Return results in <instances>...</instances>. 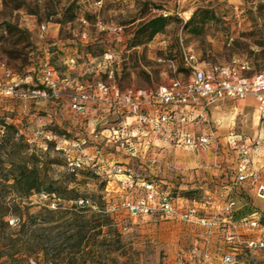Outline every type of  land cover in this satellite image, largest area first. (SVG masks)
Instances as JSON below:
<instances>
[{
  "label": "rangeland",
  "instance_id": "374dc122",
  "mask_svg": "<svg viewBox=\"0 0 264 264\" xmlns=\"http://www.w3.org/2000/svg\"><path fill=\"white\" fill-rule=\"evenodd\" d=\"M203 12L212 17L202 25L199 18ZM194 14L193 23L185 26ZM159 15L171 18L164 32L148 43L130 47L139 25ZM7 24L26 31L27 38L10 36ZM184 52L214 65L236 57L248 62L251 71L261 70L264 0H0V63L23 80L15 95L0 97V208L17 204L26 219L27 214L70 206L56 194L51 199L44 194L24 196L20 190L26 186L16 191L9 187L12 181L4 182L12 173L36 167L46 176L47 184L74 189L78 200H88L94 216L83 253L72 239L78 227L67 221L57 220L46 230L31 223L27 235H15L5 228V235L17 236L19 241L11 249L2 241L4 235L0 236V264H200L206 247L210 264H224L225 256L233 258L232 264H264V247L250 249L246 245L253 239L264 241L261 229L234 231L216 225L207 230L195 223L166 219L157 212L132 216L122 208L113 214L109 211L119 203L118 185L117 179L105 172L107 164H116L130 168L134 181L160 180L159 188L180 201L177 207L199 206L198 217L210 219L222 210V159L217 163L220 173L211 179L194 173L175 176L169 167L157 173L150 167L153 151L148 155L144 142L132 139L137 153L130 157L127 142L115 140L110 130L97 125L100 114L95 108L90 106L79 115L61 99L28 96L40 86L44 63L53 68L65 95L97 81L114 83L122 90L153 91L171 80L188 77ZM253 108L254 100L246 99L243 112L250 113ZM7 126H13L15 132ZM219 128L222 123L210 130L209 152L217 157L222 156V143L218 142L222 135H216L222 130ZM77 160L83 169L69 173V164ZM248 190L236 194L235 214L255 212L264 226V211L248 196ZM143 194L136 187L130 199ZM106 217L109 221H104ZM100 224L104 226L99 228Z\"/></svg>",
  "mask_w": 264,
  "mask_h": 264
},
{
  "label": "built area",
  "instance_id": "2783aa9c",
  "mask_svg": "<svg viewBox=\"0 0 264 264\" xmlns=\"http://www.w3.org/2000/svg\"><path fill=\"white\" fill-rule=\"evenodd\" d=\"M44 29L43 26L42 30ZM182 61L188 77L183 81L171 80L167 84L157 86L153 91L122 90L114 83L97 81L70 95L61 92L53 68L45 63L39 77L43 89L33 90L28 93V96L41 100L61 99L67 102L72 112L79 115L84 114L90 106L108 108L112 116L122 114L125 117V128L131 126L127 120H131L136 125L138 132L132 134V139H138L140 133L146 132L168 143L175 139L177 144L187 149L208 146V137L180 132L176 138H173L166 132V127L173 123L178 127L187 123L189 107L199 104L208 106L226 99L243 100L251 97L258 104L260 121H264V69L253 73L248 62L236 57H233L225 66L200 63L190 52L183 53ZM0 66L3 69L0 96L11 97L16 94L23 80L18 79L14 72L3 63H0ZM28 79L26 78L25 81ZM110 133L117 140L116 132L110 130ZM132 139L126 141V150L130 157H136L137 148L134 143H131ZM257 144V140L242 144L235 168L236 175L227 190L224 206L220 213L210 219L199 218L195 207L180 209L176 206V203L180 202L176 198L169 196L157 198L158 184L144 180L134 181L130 168L114 164L109 165L105 173L117 179L119 203L109 211L114 213L122 208L132 216H146L157 212L166 219L174 218L184 223H195L207 230H211L216 225L233 229L236 226L231 222V215L236 207V194L240 186L247 182L255 184L259 179L258 171L254 168V151ZM76 146L77 144L73 145V147ZM69 167L71 171H78L84 166L77 160L70 163ZM136 187L143 191V197L131 201L130 193L135 191ZM77 204L89 206V201L82 199ZM240 227L247 231L264 228L259 225L258 220L244 223ZM228 235L229 233H226V239H229ZM246 245L250 249L262 248L264 241L250 240L246 242ZM210 259L206 247L200 264H210ZM222 262L232 264L233 258L225 256Z\"/></svg>",
  "mask_w": 264,
  "mask_h": 264
},
{
  "label": "crops",
  "instance_id": "0c3cea01",
  "mask_svg": "<svg viewBox=\"0 0 264 264\" xmlns=\"http://www.w3.org/2000/svg\"><path fill=\"white\" fill-rule=\"evenodd\" d=\"M197 61L200 62L198 59ZM229 61L222 65H227ZM1 81H3V69L0 66ZM249 98L251 97L243 100L226 99L208 106L199 104L189 107L187 108V123L180 127L175 123L166 127V132L168 134L170 133L173 138H176V135L180 132L208 137L209 145L204 148L187 149L177 144L174 141L175 139H172L173 141L168 143L146 132L140 133L139 139L146 145L148 155L150 151H153V160H151L150 167H154L157 173H162L169 167L175 176L181 175L188 177L190 173H194L195 176L201 174L211 179V175L220 173L217 163L222 159L223 208L227 190L236 175L235 168L240 148L246 142L257 140L258 144L254 151V168L258 171L259 179L255 184L249 182L242 184L238 193L242 190L249 189L246 192L248 196L254 199L256 206L261 211H264V121H260L259 119L258 104L253 98V110L250 113L243 112L244 101ZM98 120L99 118H97ZM127 123L131 124V128L136 127L131 120H127ZM221 123L222 128L219 129L222 130L218 131L216 135H222V139H218V142L222 143V156L217 157V154H211L209 152L213 140L210 130L212 127L216 129V124L220 125ZM252 134L254 135L251 137L247 136ZM202 152H206V156L201 155L200 153ZM249 184L253 187L247 186ZM192 207L196 209L201 208L196 205H192ZM255 217L256 220H259L256 213ZM233 229L234 231L243 230L241 227H235ZM261 231L264 232V228Z\"/></svg>",
  "mask_w": 264,
  "mask_h": 264
},
{
  "label": "trees",
  "instance_id": "16d2710c",
  "mask_svg": "<svg viewBox=\"0 0 264 264\" xmlns=\"http://www.w3.org/2000/svg\"><path fill=\"white\" fill-rule=\"evenodd\" d=\"M210 17H212L210 12H203V14L199 18V21L203 25L207 20L211 19ZM194 19H195V14L192 16L191 19H189V21L185 24V26H188L191 23H193ZM170 20L171 18L163 17L162 15H159L149 18L146 21L142 22L132 36L130 47H136L150 42L157 34L164 32ZM6 32L10 36L19 37V38H23V37L27 38L28 36V33L26 31L20 30L14 26H11L10 24L6 25ZM261 70L255 72L252 71V72L258 73ZM39 85H40L39 88L35 90L43 89V86L40 84V82ZM91 107L95 108L100 114V116L98 117L100 119L98 120L99 124L97 125H99V127H103L104 129L111 130L112 132H116L117 140L121 139L124 142H126L127 140L132 139V134L134 133L137 134L138 130L136 128L124 127L125 117L122 114H117L116 115L117 119L113 120L111 119L113 116L111 115V112L108 108L105 107L99 108L96 106H91ZM7 128L15 132L13 126H7ZM107 166L109 167L108 164ZM120 167H126V166H120ZM68 171L71 174H76L80 170L71 171L69 169ZM91 172L95 176L99 175L96 170L95 171L91 170ZM8 181H12V183L8 185L11 189H14L16 191L20 190L17 189L19 186H26L25 190H20L24 196H29L32 194H44L45 196L51 199V196H55L56 194L57 199H62L63 201L70 203L69 204L70 206L65 207L63 210L58 209L57 211H51L44 209L43 212H38L37 214L34 215L27 214L28 217L26 219L20 213L21 208L19 207V205L13 203L11 204V206H7V205L3 206L2 208H0V236L2 237V235H4V238L2 239L0 237V241L2 239V241L8 242V244H10V248L15 249L18 245L19 240L17 236L16 238L15 237L13 238V236L11 235H5V228L15 232L16 233L15 235H23V234L25 235L26 233H28L31 223L36 224V226L44 228V230H46L45 228H50V227L52 228V226L55 225L56 221L59 220V221H67L71 225H77L78 228L76 229L74 236H72V239H75L77 241L74 247L78 248V251L80 253L86 251V249L88 248L89 230L90 228H92L89 226V224L91 223V219H93L94 216H93V212L90 210V206H79L77 204L79 200L74 189H68L67 187H63V186H58L54 188V184L52 183L47 184L46 176H41L36 167H32L31 169L23 168L17 173H12L10 178L9 176H6L4 180L5 183H7ZM144 181L156 183L160 187L162 186L163 183L160 180H158L157 182L146 181V180ZM161 196H169L175 198L171 193L163 192L159 188V190L157 191V198ZM231 217H232L231 222L236 227H240L244 223L256 220L255 212H251L245 216H241V214L239 213L235 214V211H233ZM11 219H13L14 222H12V226H9V222L11 221ZM104 221H109V218L106 217ZM258 223L261 226L260 220H258ZM88 226L90 227L89 229ZM103 226L104 224L98 225L99 228ZM2 227L4 229H2ZM74 256L75 254L73 255V257ZM73 260L76 259L73 258Z\"/></svg>",
  "mask_w": 264,
  "mask_h": 264
}]
</instances>
